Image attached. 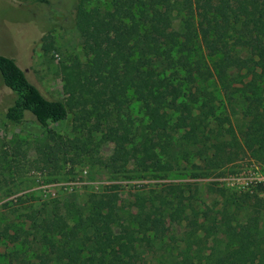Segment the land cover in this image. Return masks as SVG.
Wrapping results in <instances>:
<instances>
[{"label": "trees", "instance_id": "1", "mask_svg": "<svg viewBox=\"0 0 264 264\" xmlns=\"http://www.w3.org/2000/svg\"><path fill=\"white\" fill-rule=\"evenodd\" d=\"M112 6L104 12L77 7L74 25L86 53L105 61L107 70L96 79L78 59L64 66L67 102L46 98L14 59L0 54L1 79L16 96L7 120L21 123L30 115L47 129L80 108L75 118L82 136L63 139L50 132L49 139L65 156L74 150L92 155L98 149L94 133L107 126L114 151L98 162L115 174L136 164L143 174L165 178L197 158L204 168L194 177L210 176L243 154L264 164V0L199 1L196 9H186L180 30L173 26L171 0H114ZM43 41L45 53L57 51L47 36ZM212 80L226 103H244L240 134L223 99L207 89ZM132 100L142 114L140 125L124 112ZM216 142L223 146L213 152ZM167 190L173 200L160 195L159 206L142 208L133 217L137 229L119 223L115 194L91 195L87 213L67 203L64 214L56 210L36 225L49 238L31 264H140L138 245L152 243L150 231L155 238L166 234V213L174 222L184 220L185 190ZM244 202L251 208L247 227L226 224V245L213 249L207 264H264V199L247 194ZM184 255L188 260L189 250Z\"/></svg>", "mask_w": 264, "mask_h": 264}, {"label": "rangeland", "instance_id": "2", "mask_svg": "<svg viewBox=\"0 0 264 264\" xmlns=\"http://www.w3.org/2000/svg\"><path fill=\"white\" fill-rule=\"evenodd\" d=\"M171 1L175 9L173 26L180 30L186 9H196L202 0ZM113 2L51 0V4L46 5L33 0H0V54L14 59L46 98L67 102L64 66L78 59L96 79L103 77L107 70L105 61H96L86 53L83 38L74 25L77 7L83 5L87 11L104 12L112 9ZM46 36L57 51L45 53L43 39ZM241 56L246 58L248 53L244 51ZM231 73L238 75L235 69ZM207 89L223 99L227 115L240 134L246 125L242 115L244 103H226L216 80L210 81ZM15 98L0 76V264L34 263L37 252L44 248L49 238L42 237L36 225L52 217L56 210L64 214L67 203H74L87 213L91 195L115 194L119 223L137 229L133 217L142 208L149 211L159 206L160 195L167 201L173 200L167 194L169 186L185 190L184 220L174 222L166 213V234L155 238L150 231L152 243L138 245L140 264H207L212 250L223 249L226 245V224L237 230L247 227L251 214L249 204L244 202L247 194L264 199V183L257 181L259 177L264 178V164L249 154H243L210 176L194 177V172H203L204 168L197 158L182 162L180 170L165 178L143 174L136 164L115 174L98 162L108 160L114 151L115 141L107 126L102 127V134L94 133L98 149L93 150L92 155L74 150L65 156L49 139L50 132L63 139L82 136L75 118L81 109L69 111L64 121L46 129L30 115L21 123L7 120L6 110ZM124 112L140 125L142 114L135 100ZM212 146L215 152L223 145L216 142ZM260 225L264 232V207L261 208ZM188 250L189 259L186 260L184 253Z\"/></svg>", "mask_w": 264, "mask_h": 264}, {"label": "built area", "instance_id": "3", "mask_svg": "<svg viewBox=\"0 0 264 264\" xmlns=\"http://www.w3.org/2000/svg\"><path fill=\"white\" fill-rule=\"evenodd\" d=\"M257 181L264 183V178H257Z\"/></svg>", "mask_w": 264, "mask_h": 264}]
</instances>
